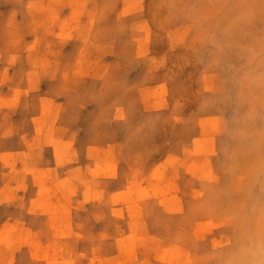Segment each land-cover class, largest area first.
Wrapping results in <instances>:
<instances>
[{
    "label": "rangeland",
    "instance_id": "374dc122",
    "mask_svg": "<svg viewBox=\"0 0 264 264\" xmlns=\"http://www.w3.org/2000/svg\"><path fill=\"white\" fill-rule=\"evenodd\" d=\"M0 159V264H264V0H0Z\"/></svg>",
    "mask_w": 264,
    "mask_h": 264
},
{
    "label": "crops",
    "instance_id": "0c3cea01",
    "mask_svg": "<svg viewBox=\"0 0 264 264\" xmlns=\"http://www.w3.org/2000/svg\"><path fill=\"white\" fill-rule=\"evenodd\" d=\"M2 159H0V163ZM57 163V159H27L26 167L27 172L20 177L21 188H24L26 197L33 199L37 196V193L40 189V182L39 180H45L46 176L48 175V171L51 168H54ZM2 167V164H0ZM22 182L24 184H22ZM8 183L2 184L0 187L1 191H4L8 188ZM32 204V202H31ZM25 212L20 214L21 221L24 222L26 227H36L40 225V222H45L44 225H47L49 222V217L47 216L45 219L36 217L33 215V212L25 207ZM13 211L10 212L5 206H0V228H9L11 224L9 219L11 218ZM48 221V222H47ZM47 222V223H46Z\"/></svg>",
    "mask_w": 264,
    "mask_h": 264
},
{
    "label": "bare ground",
    "instance_id": "6f19581e",
    "mask_svg": "<svg viewBox=\"0 0 264 264\" xmlns=\"http://www.w3.org/2000/svg\"><path fill=\"white\" fill-rule=\"evenodd\" d=\"M171 5H172V4H171ZM46 11H47V10H46ZM48 11H49V10H48ZM219 16H220V15H219ZM135 22H136V21H135ZM145 22H146V21H145ZM137 27H138V26H137ZM130 28H131V27H130ZM191 40H192V39H191ZM216 42H217V41H216ZM135 49H136V48H135ZM171 49H172V48H171ZM231 50H232V49H231ZM233 51H234V50H233ZM170 52H172V51H170ZM235 52H236V51H235ZM177 53H178V51H177ZM170 54H171V53H170ZM178 54H179V53H178ZM171 56H173V55H171ZM169 57H170V56H169ZM175 57H176V56H175ZM195 60H196V59H195ZM200 61H201V60H200ZM208 61H209V60H208ZM183 62H184V61H183ZM180 63H181V62H180ZM180 63H179V64H180ZM172 64H173V63H172ZM183 65H184V64H183ZM180 66H181V65H180ZM203 66H204V65H203ZM197 69H198V68H197ZM173 71H174V70H173ZM194 72H195V71H194ZM180 75H181V74H180ZM171 76H172V75H171ZM177 76H179V75H177ZM209 80H210V79H209ZM202 81H203V79H202ZM203 82H206V80L203 81ZM139 83H140V82H139ZM176 83H177V82H176ZM178 83H179V82H178ZM207 83H208V82H207ZM167 85H168V84H167ZM204 86H205V85H203V88H204ZM207 86H208V84H207ZM209 87H211V86H209ZM171 89H174V88H171ZM141 90H142V89H141ZM203 91H205V90H203ZM143 92H144V91H143ZM143 92H142V93H143ZM209 92H210V91H209ZM207 93H208V92H207ZM210 93H211V92H210ZM140 94H141V93H139V96H141ZM171 94H172V93H171ZM24 95H25V94H24ZM146 95H147V94H145V96H146ZM143 96H144V95H143ZM145 96H144V97H145ZM141 97H142V96H141ZM199 97H200V96H199ZM213 97H214V96H213ZM204 98H205V96H204ZM209 98H210V97H209ZM199 99H200V98H199ZM201 99H202V98H201ZM214 99H215V97H214ZM210 100H211V99H210ZM208 101H209V100H208ZM212 101H214V100H212ZM215 101H216V100H215ZM167 103H168V102H167ZM215 103H216V102H215ZM226 103H227V102H226ZM45 104H46V103H45ZM48 105H49V104H48ZM225 105H226V104H225ZM225 105H224V106H225ZM46 107H47V106H46ZM151 107H152V106H151ZM119 108H120V107H119ZM119 108H118V109H119ZM170 108H171V107H170ZM208 109H209V108H208ZM116 110H117V109H115V111H116ZM218 110H219V109H218ZM222 110H223V109H222ZM166 111H168V110H166ZM162 113H163V112H162ZM164 113H165V112H164ZM167 113H168V112H167ZM167 113H166V114H167ZM210 113H211V112H210ZM231 113H232V112H231ZM199 114H200V113H199ZM121 115H122V114L120 113V116H121ZM191 116H192V115H191ZM121 117H122V116H121ZM174 117H175V116H174ZM119 118H120V117H119ZM172 118H173V117H172ZM107 119H108V118H107ZM121 120H122V119H121ZM54 121H55V120H54ZM207 121H208V119H207ZM215 121H216V120H215ZM43 122H44V121H43ZM190 123H191V122H190ZM197 123H198V121H197ZM208 125H209V124H208ZM210 125L212 126V124H210ZM212 127H213V126H212ZM228 127H229V126H228ZM208 128H210V127H208ZM191 131H192V130H191ZM196 131H197V130H196ZM194 133H195V132H194ZM191 134H192V133H191ZM222 134H223V132H222ZM191 136H192V135H191ZM166 137H167V136H166ZM220 137H221V136H220ZM193 138H194V137H193ZM56 140H57V139H56ZM217 140H218V139H217ZM217 140H216V142H217ZM57 141H58V140H57ZM65 141H66V140H65ZM68 142H69V141H68ZM221 143H222V141H221ZM227 144H228V143H227ZM65 145H66V143H65ZM67 145H68V144H67ZM221 145H223V144H221ZM229 145H230V144H229ZM157 146H158V144H157ZM216 146H217V145H216ZM223 146H224V145H223ZM230 146H231V145H230ZM64 147H65V146H64ZM77 148H78V147H77ZM93 148H94V147H93ZM106 148H107V146H106ZM108 148H111V147H108ZM190 148H191V147H190ZM221 148H222V147H221ZM96 149H97V148H96ZM75 150H76V149H75ZM79 150H80V149H79ZM98 150H99V149H98ZM100 150H101V149H100ZM214 151H215V150H214ZM96 152H97V151H96ZM61 153H62V152H61ZM63 153H64V152H63ZM73 153H74V152H73ZM86 153H87V152H86ZM86 153H85V154H86ZM93 154H94V153H93ZM166 154H167V153H166ZM86 157H87V156H86ZM91 157H92V156H91ZM157 157H158V156H157ZM203 158H204V157H203ZM203 158H202V159H203ZM92 159H93V158H92ZM55 160H56V159H55ZM205 160H206V159H205ZM202 161H203V160H202ZM198 162H199V161H198ZM192 163H193V161H192ZM207 163H208V162H207ZM112 164H113V163H112ZM156 164H157V162H156ZM203 164H204V163H203ZM105 165H106V164H105ZM105 165H104V166H105ZM189 167H190V166H189ZM59 168H60V167H59ZM107 168L110 169V166L107 167ZM169 168H170V167H169ZM88 169H89V168H88ZM102 169H103V168H102ZM172 169H173V168H172ZM209 169H210V168H209ZM105 170H106V168H105ZM206 170H207V172L209 171L208 169H206ZM94 171H95V170H94ZM101 171H102V170H101ZM104 172H105V171L103 170L102 173L104 174ZM106 172H107V171H106ZM115 172H116V171H115ZM99 173H100V172H99ZM179 174H181V173H179ZM207 174H208V173H207ZM209 175H212V174L210 173ZM203 176H205V175H202V177H203ZM202 177H201V178H202ZM211 177H212V176H211ZM153 178H154V177H153ZM156 178H158V176H157ZM214 178H215V177H214ZM219 178H220V177H219ZM141 179H142V178H141ZM164 179H165V178H164ZM210 179H211V178H210ZM63 180H64V179H63ZM63 180H62V181H63ZM160 180H163V179H160ZM60 181H61V180H59V182H60ZM81 181H82V180H81ZM158 181H159V180H158ZM211 181H212V180H211ZM147 182H148V181H147ZM166 182H167V181H166ZM57 183H58V182H57ZM167 183H168V182H167ZM170 183H171V182H170ZM213 183H215V182H213ZM61 184H62V183H61ZM61 184H60V185H61ZM63 184H64V183H63ZM147 184H149V183H147ZM150 184H151V183H150ZM153 184H155V183H153ZM163 184H164V183H163ZM163 184H162V185H163ZM56 185H57V184H56ZM138 185H139V184H138ZM76 186H77V185H76ZM85 186H86V185H85ZM156 186H157V185H156ZM166 186H167V185H166ZM198 186H199V185H198ZM58 187H60V186H56V188H58ZM82 187H83V186H82ZM157 187H159V185H158ZM64 188H65V187H64ZM133 188H134V187H133ZM133 188H132V189H133ZM62 189H63V188H62ZM62 189H61V190H62ZM66 189H67V188H66ZM127 189H130V188H127ZM140 189H141V188H140ZM140 189H139V190H140ZM165 189H166V187H165ZM62 191H64V190H62ZM141 191H142V190H141ZM123 192H124V191H123ZM129 192H130V191H129ZM189 192H190V191H189ZM193 192H194V191H193ZM61 193H62V192H61ZM118 193H119V192H118ZM120 193H121V192H120ZM138 193H141V194H142L143 191H142V192H139V191H138ZM64 194H67V195H68V193H64ZM116 194H117V193H116ZM195 194H196V193H195ZM188 195H189V194H188ZM193 195H194V194H193ZM196 195H197V194H196ZM196 195H194V196H196ZM64 196H65V195H64ZM122 196H123V195H122ZM124 196H125V195H124ZM124 196H123V197H124ZM127 196H128V195H127ZM138 196H140V195H138ZM142 196H143V195H142ZM114 197H116V195H115ZM60 198H61V197H60ZM138 198H139V197H138ZM194 198H195V197H194ZM33 199H34V198H33ZM121 199H122V198H121ZM124 199H125V198H124ZM139 199H141V198H139ZM68 200H69V199H68ZM113 200L116 202L115 199H113ZM113 200H112V201H113ZM117 201H118V200H117ZM133 201H134V200H133ZM125 202H127V201H124L123 203H125ZM135 203H136V202H135ZM127 205H128V204H127ZM130 205H131V204H130ZM130 205H129V206H130ZM138 205H139V204H138ZM159 205L162 206V204H159ZM168 205H169V204H168ZM132 206H133V205H132ZM43 207H45V205H44ZM159 207H160V206H159ZM174 207H175V206H174ZM21 208H22V207H21ZM177 208H178V207H177ZM140 209H141V208H140ZM168 209H169V208H168ZM173 210H174V209H173V207H172V211H173ZM133 212H134V211H133ZM118 213H119V212H118ZM171 214H172V213H171ZM169 215H170V214H169ZM259 219H260V218H259ZM208 220H209V219H208ZM140 222H141V220H140ZM142 222H143V221H142ZM132 223H133V222H132ZM205 223H206V222H205ZM130 224H131V223H130ZM135 224H136V223H135ZM199 224H201V223H199ZM201 225H202V224H201ZM201 225H200V226H201ZM206 225H207V224H206ZM144 226H145V225H144ZM195 226H196V223H195ZM202 226H204V225H202ZM135 227H136V226H135ZM193 228H194V227H193ZM204 228H205V227H204ZM195 229H196V228H195ZM114 230H115V229H114ZM117 230H118V229H117ZM208 230H209V229H208ZM211 230H212V229H211ZM211 230H210V231H211ZM194 231H195V230H194ZM196 231H197V229H196ZM149 232H150V230H149ZM206 232H207V231H206ZM191 233H192V232H191ZM209 234H210V233H209ZM147 236H148V235H147ZM132 237H133V236H132ZM141 237H142V236H141ZM213 237H214V236H213ZM104 238H105V237H104ZM109 238H110V237H109ZM136 238H137V237H136ZM193 238H194V237H193ZM221 239H222V238H221ZM8 240H9V239H8ZM135 240H136V239H135ZM137 240H139V239H137ZM129 241H130V240H129ZM147 241H148V240H147ZM194 241H195V240H194ZM12 242H13V241H12ZM137 242H138V241H137ZM131 244H133V243H131ZM135 244H136V243H135ZM139 245H140V243H139ZM209 245H210V244H209ZM132 246H133V245H132ZM111 248H112V247H111ZM43 249H44V248H43ZM106 249H107V248H106ZM108 249H109V248H108ZM155 249H156V248H155ZM131 251H132V250H131ZM156 251H157V249H156ZM167 253H168V252H167ZM167 253H166V254H167ZM42 254H44V253L42 252ZM48 254H49V253H48ZM171 254H172V253H171ZM171 254H170V255H171ZM183 254H184V253H183ZM184 255H185V254H184ZM41 256H42V255H41ZM51 256H52V255H51ZM59 256H60V255H59ZM153 256H154V254H153ZM165 256H166V255H165ZM45 257H46V255H45ZM53 257H55V255H54ZM56 257H57V256H56ZM173 257L175 258L174 255H173ZM170 258H172V257H170ZM183 258H184V257H183ZM47 259H48V258H47ZM50 259H51V258H50ZM64 259H65V258H64ZM90 259H91V258H90ZM126 259H127V258H126ZM157 259H158V258H157ZM174 260H176V259H174ZM183 260H184V259H183ZM189 260H190V259H189ZM170 263H171V262H170ZM209 263H210V262H209ZM142 264H143V263H142ZM145 264H146V263H145ZM165 264H166V263H165ZM171 264H172V263H171ZM184 264H186V263H184Z\"/></svg>",
    "mask_w": 264,
    "mask_h": 264
}]
</instances>
